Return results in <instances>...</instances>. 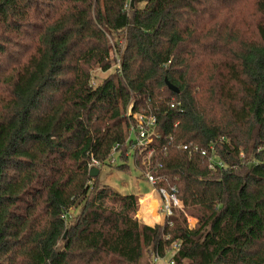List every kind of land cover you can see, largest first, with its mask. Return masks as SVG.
<instances>
[{"label": "trees", "instance_id": "16d2710c", "mask_svg": "<svg viewBox=\"0 0 264 264\" xmlns=\"http://www.w3.org/2000/svg\"><path fill=\"white\" fill-rule=\"evenodd\" d=\"M116 144L120 170L152 148L182 208L148 225L91 177ZM174 242L173 264H264V0H0V264H156Z\"/></svg>", "mask_w": 264, "mask_h": 264}, {"label": "rangeland", "instance_id": "374dc122", "mask_svg": "<svg viewBox=\"0 0 264 264\" xmlns=\"http://www.w3.org/2000/svg\"><path fill=\"white\" fill-rule=\"evenodd\" d=\"M244 11H242L243 15L251 12V5L248 2L243 5ZM241 15V13H240ZM241 19L243 16H239ZM114 69L111 68L107 71H101L99 69H94L92 71L93 79L91 81L92 85H97L100 81L105 78L110 72ZM131 151L128 152V160L127 163L129 165V170H120L116 168V165H119L122 161L119 160L116 155H114V162L112 164H105L100 168L99 173V181L101 185H109L116 191H119L122 194H134L135 185L137 184L139 188L136 190L139 191L141 195H139L138 200V211L136 213H140L142 215V210L145 211L144 216L148 223H152L149 217V213L147 211H151L152 206V198L157 200V212L160 213L162 218H164V213L161 206V198L159 194L152 189L151 185L148 184L145 176H142V172L136 167L134 163L133 157H130ZM142 173V174H141ZM154 202V201H153ZM71 213H74V210H71ZM137 215V214H136ZM186 221L188 222L189 227H194L196 224V219L189 215H186ZM168 258V257H167ZM165 258V259H167ZM156 264H163L162 261L156 262Z\"/></svg>", "mask_w": 264, "mask_h": 264}, {"label": "built area", "instance_id": "2783aa9c", "mask_svg": "<svg viewBox=\"0 0 264 264\" xmlns=\"http://www.w3.org/2000/svg\"><path fill=\"white\" fill-rule=\"evenodd\" d=\"M131 107H128V112L127 115H131ZM134 118V124H132L131 126V131H132V135H131V140L133 141L131 144V140H130V135L127 138L126 142L127 144H129L130 149L134 150V149H139V150H143L146 149L151 142L153 141V137H157L158 135L156 134L155 130H154V122H155V118L153 116L150 117H146L143 114H139V113H134L133 116ZM116 148H118V145L116 144L113 147V153H112V157L109 160V163L112 164L114 162V151L116 150ZM183 150L184 149H188V146L186 144H184V146H182ZM210 149L212 150L213 147L210 146ZM130 150V151H131ZM153 149L151 148V150H148L147 153L145 154V156H143V160H142V165L144 166V169L141 171L148 184L151 185L152 189H155V191L159 194L162 202H161V206H162V210L164 213V217H168L171 213H172V207L173 206H177L179 208H182V205H180L178 199H177V189H175V187H171V190H166L162 187H156L155 184L158 181V177L155 176L153 173H151L150 171V158H151V153H152ZM189 153L191 152V150L188 151ZM206 150L201 151L202 155H206ZM126 155H128V152L126 153ZM217 163L219 165H222L220 162L217 161ZM100 166V162H98L94 157L91 158L90 162L88 163V168L90 170V168L92 167H99ZM212 164L209 165L210 168H212ZM179 248V243L174 242L173 243V250H171L170 255L167 257H160L159 255H157L154 258V262H158V261H162L163 264H173V260H172V253L177 250ZM167 258V259H165Z\"/></svg>", "mask_w": 264, "mask_h": 264}, {"label": "water", "instance_id": "95a60500", "mask_svg": "<svg viewBox=\"0 0 264 264\" xmlns=\"http://www.w3.org/2000/svg\"><path fill=\"white\" fill-rule=\"evenodd\" d=\"M135 0H130V5H133ZM165 83L167 84L168 88L175 91V92H178L179 90L177 89V87H175L167 78H165ZM99 174V169L97 167H92L90 168L89 170V175L91 177H96L97 175ZM65 237V235H64Z\"/></svg>", "mask_w": 264, "mask_h": 264}, {"label": "crops", "instance_id": "0c3cea01", "mask_svg": "<svg viewBox=\"0 0 264 264\" xmlns=\"http://www.w3.org/2000/svg\"><path fill=\"white\" fill-rule=\"evenodd\" d=\"M135 191H134V194H137V195H141L140 193H139V191L138 190H136L137 188H139L138 187V185L136 184L135 185ZM119 192V191H118ZM141 198V197H140ZM138 211V210H137ZM137 216L144 222V223H146V224H148V225H151V226H153L154 224H156V223H162V220H163V218H162V216L160 215V213H158V217L156 218V219H152V223H148L147 222V220H146V218L144 217V216H142L140 213H137Z\"/></svg>", "mask_w": 264, "mask_h": 264}, {"label": "bare ground", "instance_id": "6f19581e", "mask_svg": "<svg viewBox=\"0 0 264 264\" xmlns=\"http://www.w3.org/2000/svg\"><path fill=\"white\" fill-rule=\"evenodd\" d=\"M153 201L156 203V205H155L156 208H155V209H156V212H157V200H156L155 198H152V202H153ZM157 213H158V212H157Z\"/></svg>", "mask_w": 264, "mask_h": 264}]
</instances>
